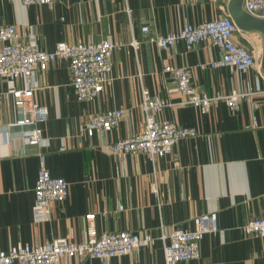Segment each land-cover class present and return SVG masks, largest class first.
<instances>
[{
	"label": "crops",
	"instance_id": "crops-1",
	"mask_svg": "<svg viewBox=\"0 0 264 264\" xmlns=\"http://www.w3.org/2000/svg\"><path fill=\"white\" fill-rule=\"evenodd\" d=\"M229 3L57 0L49 6L0 0V27L14 25L20 40L40 49L52 51L60 42L98 43L108 38L118 45L112 55L113 81L95 99L78 98L68 60L58 59L47 70L34 72V101L49 110L48 120L39 126L41 145L25 143L23 135L32 126L17 124L12 91L27 87V82L0 76V249L17 243L41 245L57 238L83 241L88 231L86 215L94 214L98 233L131 230L141 235L150 232L157 239L125 256L104 261L63 258L59 264H165L162 232L179 226L193 229L199 216L216 213L218 230L204 235L200 258L178 264H264V236L244 230L251 219L264 216L262 67L247 71L211 67L222 51L209 41L192 48L179 42L163 49L151 40L187 24L230 16ZM144 25L150 27L148 33L142 31ZM235 38L261 56V33L239 31ZM167 65L188 68L193 84L210 96L251 90L261 105L255 108L245 100L234 111L223 101L202 114L182 103L172 74L165 71ZM144 89L167 103L156 113L159 120L198 130L195 137L181 139L172 154L155 160L144 153L110 150L112 143L143 129ZM119 108L124 112L114 129L86 132L91 115ZM41 157L51 174L64 177L70 188L64 201L52 202L48 220L35 223Z\"/></svg>",
	"mask_w": 264,
	"mask_h": 264
},
{
	"label": "built area",
	"instance_id": "built-area-1",
	"mask_svg": "<svg viewBox=\"0 0 264 264\" xmlns=\"http://www.w3.org/2000/svg\"><path fill=\"white\" fill-rule=\"evenodd\" d=\"M25 5H53L57 0H21ZM244 8L254 14L264 12V0H245ZM150 27L144 25L142 31L148 33ZM241 31L231 16H225L197 25L187 24L179 30L152 37L159 47L168 49L179 42H185L188 48L209 41L219 47L222 57L213 61L210 66H226L232 71H247L257 65L260 58L254 50L240 44L235 35ZM0 76L10 79L24 78L27 87L12 91L17 108L19 125H31L32 128L23 135V141L30 145H41L43 142L40 125L49 118L48 107L34 101L35 87L31 85L37 69L47 70L52 62L65 59L70 62L72 84L80 100H91L98 97L113 81L112 55L117 44L111 39L101 42L77 43L60 42L52 51L36 47L31 42L20 40L14 25L0 27ZM138 47L139 42L132 40ZM165 71L172 74L175 89L182 95V103L196 107L202 114L209 113L221 102L237 111L245 100L255 108L261 102L250 91L235 90L229 95L210 96L197 89L191 79V72L186 67L167 65ZM1 97V95H0ZM143 109L145 124L143 129L133 135L118 140L110 145L111 152L122 154H147L151 159L173 153L174 147L181 139L195 137L198 130L191 126H182L175 122L161 121L156 113L167 103L153 98L148 89L143 91ZM123 109H110L91 115L85 123L89 135L96 131H111L122 119ZM69 182L60 176H53L41 157V166L35 184V201L33 220L43 223L51 215V204L64 201L69 195ZM94 214L86 215L88 220L87 238L83 241H71L57 238L41 245L17 243L8 250L0 249V264H59L63 258H95L107 260L112 257L125 256L135 249L148 246L157 237L146 232L143 235L131 230L98 233L93 225ZM218 230L217 214H204L197 218L195 228L175 227L170 233L162 232L159 237L164 243L165 264H178L182 261L200 258V243L206 233ZM250 234L264 236V216L251 219L244 225Z\"/></svg>",
	"mask_w": 264,
	"mask_h": 264
},
{
	"label": "water",
	"instance_id": "water-1",
	"mask_svg": "<svg viewBox=\"0 0 264 264\" xmlns=\"http://www.w3.org/2000/svg\"><path fill=\"white\" fill-rule=\"evenodd\" d=\"M245 0H230L229 13L241 31L259 32L264 39V17L254 15L244 8ZM261 67L264 72V42L261 52Z\"/></svg>",
	"mask_w": 264,
	"mask_h": 264
},
{
	"label": "rangeland",
	"instance_id": "rangeland-1",
	"mask_svg": "<svg viewBox=\"0 0 264 264\" xmlns=\"http://www.w3.org/2000/svg\"><path fill=\"white\" fill-rule=\"evenodd\" d=\"M258 47H259V46H258ZM258 47H257V48H258Z\"/></svg>",
	"mask_w": 264,
	"mask_h": 264
}]
</instances>
